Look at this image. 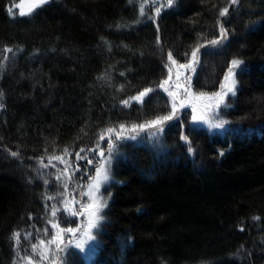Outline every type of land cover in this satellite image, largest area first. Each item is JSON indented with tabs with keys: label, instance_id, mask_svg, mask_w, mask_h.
I'll list each match as a JSON object with an SVG mask.
<instances>
[{
	"label": "trees",
	"instance_id": "obj_1",
	"mask_svg": "<svg viewBox=\"0 0 264 264\" xmlns=\"http://www.w3.org/2000/svg\"><path fill=\"white\" fill-rule=\"evenodd\" d=\"M20 2L0 0V264H87L71 234L49 221L82 230L85 212L65 209L87 203L99 163L88 150L99 143L108 153V134L99 138L108 128L168 114L158 87L167 53L185 64L197 47L194 93L219 92L231 61L242 62L236 94L219 110L228 123L212 133L185 109L161 144L114 141L110 200L89 264H264V0H174L143 16L139 0H49L30 14ZM221 26L227 35L213 46ZM145 88L153 91L142 104L130 99ZM81 148L91 164L76 160ZM56 155L72 165L67 174L49 163Z\"/></svg>",
	"mask_w": 264,
	"mask_h": 264
},
{
	"label": "snow or ice",
	"instance_id": "obj_2",
	"mask_svg": "<svg viewBox=\"0 0 264 264\" xmlns=\"http://www.w3.org/2000/svg\"><path fill=\"white\" fill-rule=\"evenodd\" d=\"M48 2H49V0H32L33 9L35 7H40V6H42ZM173 2H174V0H166V4H161L159 7H156V9H155L156 15H159L160 7H165V6L171 7ZM231 3L236 4L237 0H231ZM33 9H29V12L27 14H30ZM227 13H228V8H224L223 10L220 11V16H225V15H227ZM19 14L21 16H23L26 13L21 11ZM139 14L141 16L145 15V9H144L143 4H141V6L139 8ZM226 35H227L226 30L223 28V26H221L219 39L211 40V41H209V43L213 46H216L220 43V41L222 39H224L226 37ZM6 52L10 53V52H12V49H10V48L6 49ZM198 53H199V47L195 48L191 52L190 62L187 64H180L179 67L182 69L190 70L191 73H194L195 72V65L199 62L197 59ZM7 58H8L7 56L4 57V59H7ZM167 60L170 61L171 64H173V65H175L177 63L176 60L173 58L171 52L167 53ZM241 63L242 62L238 59H233L231 61V67L228 68L227 73L223 77V82L220 84L221 91L212 93L211 95L204 93V92H200V93L192 92L191 91V83H190L191 76L188 75L185 77V81H186L187 86H185L183 88L184 98L180 101L179 107L183 108L185 105L191 104V111L189 113H187L186 115L191 116V120H192L193 124H205L209 128L223 129L225 124L228 123L225 120L216 119V116L218 115L219 107L222 104H224V102H225V97L228 96L229 93L233 96H235V94H236L235 93V83L236 82L233 79V77L235 76V73H234L233 69L237 68ZM165 67L167 68L168 76H167V79H165L161 84L158 85V87H160V88H164V85L168 84L172 78V76H171L172 68L168 64H165ZM179 75L180 74L178 73L177 79H179ZM177 87H179V85H177ZM164 90L166 92H168V95L170 97L176 96L175 92L168 91L167 88H164ZM152 91H153L152 88H145L140 93H138L136 96L131 97L130 99L136 101L137 103L142 104L143 103V97L147 96ZM200 101H208L209 103L205 104L204 107L205 108H212L213 112L211 114H207V113L202 111L200 115H196V112H197L196 102H200ZM123 104L125 106H130L129 100H124ZM177 112H178V107H177V104L174 100L172 103V106H171V111L164 116H159L153 120L146 121L145 123L139 124V125L132 124L131 126H126L124 124H121V125H119V130L114 129V128L106 129L105 132H102L100 134L99 138H100V140H104L105 135L108 134L109 142L106 145L107 152H108L107 157H105L104 149L100 148L99 143H97L95 148H91L88 150L90 152H97L98 156L102 158L101 161L98 163V166H94L95 175L91 178L92 183L88 185L87 192L84 193V195H87L89 197V200L91 202L88 204H80L79 211L73 210V209H65L66 216H71V217H77V216L81 215L82 213L87 212L88 223L84 226V231L80 232L79 227H71V226L60 227V225L58 223L53 222V221H49V223L52 225L53 228L59 229L60 233H69V234H71L72 237H75L77 233H80L81 238L77 239L75 244L73 245L75 249H78L80 252L86 251L85 244L88 243L89 241L95 240V235L93 234V230L97 229L99 227V223L103 219V217L100 215V212L102 211V209L104 207L107 206V203H106V201H103L102 197H97L96 193H99L102 184H104L105 182H107L109 180L111 154H112L113 147H114V141L112 139V134L115 135V140H121V139L135 140L136 135H129L126 137L121 135V133L125 130L126 127H130V131L136 132V133H138L139 130L155 129V131L152 132L151 135L156 136L157 133L163 132L162 125L164 124V122L173 120L174 118L179 119V117L177 116ZM181 138L186 143L190 144V141L188 140L187 136H182ZM84 151H85V149L81 148L79 150V152L76 153V160L79 161L81 159H84V160H87V162L89 164H91L92 163L91 159H88L87 156H81L80 155V153H82ZM193 151L194 150L191 147L188 148V152L190 154L193 153ZM223 154H224L223 152L219 153V155H221V156ZM11 155L17 156L18 154L16 152H12ZM64 155H69L68 149H64ZM53 159L59 160L62 164L65 165L63 172L65 174H67L68 168L71 167L72 165H70L68 163V161H65L62 158V156H60V155L49 157V163H51V161ZM41 165L43 167H48V165L43 164V161H41ZM53 167H55V165H53ZM75 170H79L78 166L76 167ZM56 179L59 180L60 175H57ZM45 183H47V181H45ZM62 187L65 190L67 189V187H68L67 181L63 184ZM53 198L54 197H51V196L48 197V199H53ZM55 215H56V212L54 210L52 212V216L55 217ZM64 218H66V217H61V219H64ZM74 222L75 221H72V223H74ZM44 231L48 232V229L46 228V229H44ZM29 235H31V234H29ZM20 237H21V234L19 232H16L13 234V239L15 240L17 246H19V244H20ZM57 238L58 237L53 236V240H55ZM51 242H53V241H49V243H51ZM61 242L63 243V241H61ZM67 243L71 244L72 243L71 239H69L67 241ZM44 244H45V241L41 240L40 245H44ZM31 250L33 253H35L37 250V245L32 244ZM56 251L57 252H63V251H65V249L60 248L58 245L56 248ZM27 259L29 261H31L32 256H28Z\"/></svg>",
	"mask_w": 264,
	"mask_h": 264
},
{
	"label": "rangeland",
	"instance_id": "obj_3",
	"mask_svg": "<svg viewBox=\"0 0 264 264\" xmlns=\"http://www.w3.org/2000/svg\"><path fill=\"white\" fill-rule=\"evenodd\" d=\"M156 1L157 0H139V3H140V6H141V4L144 5L145 14H151V13H153L152 11L154 9H156V7H157L156 5L158 4V2H156ZM20 4H18V6H17V8H19V9L21 7ZM151 9H153V10H151ZM185 64H187V63H185ZM179 65H180L179 63H176L175 65L171 64V62L169 63V66L172 68V74H171L172 78H171V80L169 81L168 84L164 85V88H167L168 91H172V92H175L176 93V96L175 97H170L169 95L168 96L170 97L171 103H173V101L175 100V102L177 104V107H178L177 116L178 117L180 116V114L182 113V111L185 110V109H189L191 111V104L185 105L183 108H180L179 105H180V101L184 98L183 88L185 86H187L186 81H185V77L188 76V75H190L191 76L190 83H191L192 80H193L194 74H195V72L194 73H191L190 70H186V69L180 68ZM196 67H197V64L195 65V71H196ZM178 73L180 74L179 75V79H177ZM233 79L236 82L235 76L233 77ZM177 85H179V87H177ZM235 88H236V83H235ZM166 94H168V92H166ZM230 95L231 94L229 93L228 96L225 97L224 104L226 103V101H227V99H228V97ZM145 98H146V96L143 97V100ZM207 103H209V102L208 101L196 102V108H197L196 115H200L202 111L205 112V113H207V114H211L213 112V109L212 108H205L204 107V105L207 104ZM224 104H222L219 107V109H218V115L216 116V119H220L219 118V110H220V108ZM174 120H176V118H174L173 120H170V121L173 122ZM170 121L164 122V124L162 125V127L164 128L166 126V124H168ZM195 125L198 126V127H201V128H205V129L209 130L212 133L222 132L225 129V126H224L223 129H214V128H209L205 124H195ZM154 131H155V129H145V130H139L138 133H136V132H131L130 130L129 131L128 130H124L121 133V135L124 136V137L129 136V135H136V140L146 139V140H150V142H154L156 144H161L162 132L161 133H157L156 136H152L151 133L154 132ZM113 136H115V135L112 134V138H114L113 141H115V137H113ZM104 153H105V157H107L108 153H106L105 149H104ZM97 156H98V154H97ZM98 158H99V162H100L102 158L99 157V156H98ZM111 165H112V155H111V161H110L109 180L107 182H105L104 184H102L99 193H96V196L97 197H102L103 198V201H106L107 204H108L110 198H109V196L107 194L104 193V190H105L107 184L111 180ZM91 183H92V180L85 187L84 193L87 192L88 185L91 184ZM90 202L91 201L89 200V197L87 196V203L86 204H88ZM101 212H100V215H101ZM87 223H88V214H87V212H85V224H84V226ZM100 223H99V225H100ZM84 226H83V228H82V230L80 232H83L84 231ZM96 230L97 229H94L93 230V234L94 235H95V231ZM80 238H81L80 233H78V235H76L75 237H73L72 245H74L75 242H76V240L77 239H80ZM96 247H97L96 238H95L94 241H89L88 243L85 244L86 251L85 252H81V253L83 254V256H84L87 264H89L92 261L94 255H95V252H96ZM57 264H62V263L58 262Z\"/></svg>",
	"mask_w": 264,
	"mask_h": 264
},
{
	"label": "water",
	"instance_id": "obj_4",
	"mask_svg": "<svg viewBox=\"0 0 264 264\" xmlns=\"http://www.w3.org/2000/svg\"><path fill=\"white\" fill-rule=\"evenodd\" d=\"M20 6L22 9H32V0H21Z\"/></svg>",
	"mask_w": 264,
	"mask_h": 264
}]
</instances>
